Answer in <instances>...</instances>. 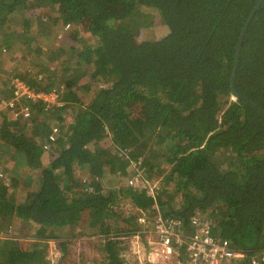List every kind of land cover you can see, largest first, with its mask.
I'll list each match as a JSON object with an SVG mask.
<instances>
[{
  "label": "trees",
  "instance_id": "trees-1",
  "mask_svg": "<svg viewBox=\"0 0 264 264\" xmlns=\"http://www.w3.org/2000/svg\"><path fill=\"white\" fill-rule=\"evenodd\" d=\"M259 1L0 0V84L12 70L64 102L28 99L31 117L0 127V154L27 163H1L0 171L14 189L33 180H23L25 198L0 186V233L15 218L37 227L29 248L0 236V264H49L50 240L64 261L79 233L143 227L119 210L124 201L141 205L136 213L148 222L180 219L188 233L199 212L216 236L249 255L264 250V114L249 102L264 111V1L232 83ZM155 14L167 28L161 37L151 32ZM45 46L49 60L64 56L59 70L36 55ZM28 56L32 67H16ZM82 92L93 94L89 102ZM137 170L145 180L130 185ZM100 242L101 264H130L120 240ZM175 251L186 259L185 247Z\"/></svg>",
  "mask_w": 264,
  "mask_h": 264
},
{
  "label": "rangeland",
  "instance_id": "rangeland-1",
  "mask_svg": "<svg viewBox=\"0 0 264 264\" xmlns=\"http://www.w3.org/2000/svg\"><path fill=\"white\" fill-rule=\"evenodd\" d=\"M155 20L152 26V30L153 34H155L157 37H161L165 34V32L167 31L166 26L161 22V19L159 17V15L155 14ZM78 33L79 36L84 34L86 31V28L84 27V25H79L78 27ZM66 33H62L61 36L58 39V42H60L59 40L61 39V37H65ZM91 44H93V51H94V55L95 58H102L103 59V51L100 48L99 45L95 44L94 40L91 41ZM47 46L43 47L41 51L36 52L35 54L39 56V58L44 62V61H48V66L53 67L56 70H59L61 68L60 64L58 63L59 60H62V56L61 58L58 59H54V60H49L46 55L45 52ZM28 54L34 53L31 49H28ZM47 58V59H46ZM30 56H28V58H25L22 62H18L17 61V66L19 67L20 70H26V67H32V65H30ZM19 63V64H18ZM24 64V65H23ZM13 67V66H12ZM17 72V71H16ZM13 73L12 70L8 71V73H6L7 77L10 78V82L12 77H14L15 75H11ZM38 79H41L42 76H36ZM47 78V75L45 76V79ZM45 82H47V80H44ZM44 91V90H43ZM45 92V91H44ZM82 97L86 100V102H89L90 99L92 98V95H88V93H83L82 92ZM13 95V92L10 90H4L2 89L0 92V119H6L7 117L4 116H9L12 117L11 118V122L10 123H20L22 120L18 121L20 119L19 116H15V114L17 112H19V110L21 108H23L26 104H23L24 102H20L19 104H21L20 106H17L16 108L14 107H10L7 105H3V100H7L6 98L10 99L12 98L11 96ZM61 97H63V93L60 94ZM59 97V95H58ZM56 99V100H55ZM56 98L55 94H47V100L50 101L48 103V107L52 106V105H56L58 107H62L64 105V102H60L59 99ZM29 104V103H28ZM7 106V107H6ZM70 112V109H68ZM63 115L66 114L68 111H66V109L62 110ZM23 119V118H22ZM3 121L0 122V127L2 125ZM20 130V129H18ZM9 162L8 159V155H5V157H3L2 155H0V164H7ZM11 163V162H10ZM9 163V164H10ZM18 165V164H17ZM20 166V165H18ZM138 167V166H137ZM22 169V167H20ZM1 172V171H0ZM30 176V175H28ZM27 176V180H24L26 182H30V184H32L33 180H28ZM9 179L7 181L10 180V177L7 176ZM23 180H21L19 182V187L21 186L22 188H25L27 191L26 194L28 193L29 189L27 186H25V183L23 182ZM2 182V180H0ZM22 184H24L22 186ZM26 185H28L26 183ZM34 186H37L36 184ZM9 187V186H8ZM149 194L150 197L153 198V191L149 190ZM141 207V205H139V207L137 205H135L133 202L131 201H124L122 203V206L119 208V210L123 211L126 213V215L128 214H132V215H136L137 217H141L142 215H138L136 212L139 211V213H141V211L139 210V208ZM141 209V208H140ZM147 217V216H146ZM142 224V223H141ZM152 224V221H151ZM148 222V218L146 220L145 224L143 227L141 228H137L135 231L130 232L129 234H125V235H117V234H111L108 237H100V236H96V237H87L83 234H78L75 238H70V244L68 246L67 252H69V256L66 257V259L64 261H61V258H63V255L65 253H63L60 245L58 244V242H56V240H50L49 241V253H48V259H50V263L49 264H101L100 262L103 260L102 256H103V252L100 249L101 246V239L102 242H106L107 240H120L121 241V245H125L127 246V248H125L123 255L125 256V258L130 262V264H179L178 259H176V256H174L171 261L164 263L161 261L160 257L157 255H154L152 250L153 249V236L152 234H149L147 232H145L148 227L150 228L151 225ZM15 225V224H14ZM19 227L17 230L10 228L9 231L6 233H4L5 235L9 236L10 238H15L13 239V242L16 240V242L18 241L19 244L22 245L23 248H29L33 241L35 240V232L37 227H33L32 229L27 227V223H24L22 225L16 226ZM139 232V236H135V233L137 234ZM3 235V234H1ZM118 236V237H117ZM125 236V237H124ZM72 240V241H71ZM186 244L182 245L183 247H185ZM187 255V254H186ZM149 258L151 259V261L149 260ZM149 262V263H148Z\"/></svg>",
  "mask_w": 264,
  "mask_h": 264
},
{
  "label": "built area",
  "instance_id": "built-area-1",
  "mask_svg": "<svg viewBox=\"0 0 264 264\" xmlns=\"http://www.w3.org/2000/svg\"><path fill=\"white\" fill-rule=\"evenodd\" d=\"M10 85L13 90L12 98L3 100V105L16 108L20 106V102L26 104L23 108L15 114L20 118L31 117V111L29 108L30 100L43 99L48 103L47 94H55L56 98L58 94L56 92H44L38 90L26 79H23L19 75L12 77ZM25 99V100H24ZM56 100V99H55ZM29 103V104H28ZM6 106V107H7ZM6 119H0V122L4 120L10 121L12 117ZM57 128L54 129V133ZM51 139H55L54 134L50 135ZM9 178L0 172V180L4 183V186L10 185ZM145 177L142 171L137 170L129 178L130 185L142 184ZM147 217L142 215L139 218L140 223H146ZM152 224L150 228L145 231L152 234L154 246L152 252L154 255L160 257L161 261L167 263L175 256V246L185 245V251L187 257L179 264H240L245 258H248L250 264H264V250L257 254L249 255L247 250L234 246L231 240L228 238H221L216 236L212 231V224L209 219L202 218L200 213H196L191 217V225L194 227L193 233L185 232L183 229V222L180 219L164 218L162 214H156L151 220ZM135 236H139V232ZM125 237V236H124ZM151 261V259L149 258Z\"/></svg>",
  "mask_w": 264,
  "mask_h": 264
},
{
  "label": "crops",
  "instance_id": "crops-1",
  "mask_svg": "<svg viewBox=\"0 0 264 264\" xmlns=\"http://www.w3.org/2000/svg\"><path fill=\"white\" fill-rule=\"evenodd\" d=\"M19 75V74H17V73H12L11 75ZM19 76H22L21 74L19 75ZM2 89H4V90H11L12 92H13V90H12V87H11V85H10V78H8L7 77V75L5 76V79H4V82L2 83V84H0V91L2 90ZM13 96V95H12ZM11 96V97H12ZM28 118H20L18 121H20V120H27ZM1 155V154H0ZM11 162V163H10ZM11 164L12 165V167H22V170L25 168V166L27 165V163H26V159H22L21 161H19V160H16V159H11V160H9V162H8V164ZM20 165V166H18V165ZM7 176H9V175H7ZM10 177V176H9ZM30 179V177L28 178V180ZM0 186H1V188L2 189H4L5 191H7V190H9V191H13V190H15V192L19 195H23L24 196V198H25V196L28 194H26V192L25 191H27L25 188H20L19 187V185L17 186V187H15V189L13 188V184H12V181L10 180V185H9V187H7V186H4V183L3 182H1L0 181ZM19 195V196H20ZM23 196H20V197H23ZM144 215V214H143ZM146 216V215H145ZM15 220L17 221V222H15L14 224V228L13 229H18L19 227H16V226H19V225H22V224H24V223H26V222H24L23 220H21L20 218H15ZM150 223H151V221H150ZM2 233H0V236H6L5 234H3V235H1ZM10 238V237H9ZM12 239H15V238H12ZM14 243H19L18 241L16 242V240L14 241Z\"/></svg>",
  "mask_w": 264,
  "mask_h": 264
},
{
  "label": "water",
  "instance_id": "water-1",
  "mask_svg": "<svg viewBox=\"0 0 264 264\" xmlns=\"http://www.w3.org/2000/svg\"><path fill=\"white\" fill-rule=\"evenodd\" d=\"M263 1H264V0H260L259 3L256 5V7L253 9V11H252L250 17L248 18V21H247V23H246L244 29L242 30V33H241V36H240V40H239V45H238V53H237L236 64H235L234 72H233V75H232V83H234V80H235V78H236V72H237V68H238V59H239V54H240V47H241V45H242V40H243V38H244L245 31H246V29H247V27H248V25H249V22L251 21V18L253 17V15H254V13H255V11L257 10V8L261 5V3H262ZM235 92H236L237 95H239V92H238L237 90H236ZM249 102H250L251 104H253L258 110H260L262 114H264V111L261 110L257 104H255V103H254L253 101H251V100H249Z\"/></svg>",
  "mask_w": 264,
  "mask_h": 264
}]
</instances>
